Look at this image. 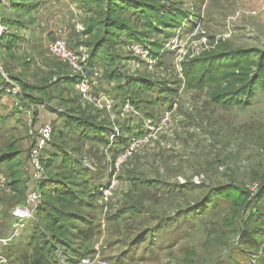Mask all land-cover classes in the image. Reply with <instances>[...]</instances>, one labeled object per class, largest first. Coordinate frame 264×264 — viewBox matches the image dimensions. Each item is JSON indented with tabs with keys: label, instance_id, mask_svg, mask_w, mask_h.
<instances>
[{
	"label": "rangeland",
	"instance_id": "obj_1",
	"mask_svg": "<svg viewBox=\"0 0 264 264\" xmlns=\"http://www.w3.org/2000/svg\"><path fill=\"white\" fill-rule=\"evenodd\" d=\"M13 1L0 0V72L18 88L0 99V159L16 143L26 188L19 198L1 162L0 264H20L31 240V219L15 227L12 211L25 203L36 134L46 123L56 134L45 152L63 149L92 172L94 200L86 196L79 209L56 204L94 227L75 264H264V91L247 107L221 106L211 90L185 89L180 65L217 39L264 50V0H40L29 13L35 0L22 11ZM124 1L189 18L167 40L152 36L165 40L155 58L129 40L127 27H116L118 19L142 28L135 7L109 13ZM57 39L87 52L90 95L80 92L70 63L49 53ZM101 94L110 109L96 102ZM3 108L11 109L7 117ZM56 168L45 176H57ZM233 186L251 193L247 205L227 196Z\"/></svg>",
	"mask_w": 264,
	"mask_h": 264
},
{
	"label": "trees",
	"instance_id": "obj_2",
	"mask_svg": "<svg viewBox=\"0 0 264 264\" xmlns=\"http://www.w3.org/2000/svg\"><path fill=\"white\" fill-rule=\"evenodd\" d=\"M32 1L25 0V2L18 3L14 0L11 5L22 11ZM39 1L35 0V3L25 13L37 8ZM113 3L114 5L110 4L109 8V13L112 15L130 7L138 10L139 20L142 22L141 30L125 26L118 19L115 20L116 27L119 29L127 27L129 40L144 45L150 55L155 58L165 51V40L170 36L167 34L181 28L189 18L188 13L181 10L172 11L163 6L146 3L135 5L132 1H124L122 6L118 2ZM155 34L166 38L165 40L161 38L154 40L152 36ZM191 54L193 52L186 55L180 63L185 89L211 90L210 98L214 103L225 107L241 108L251 104L257 90L264 91V50L234 48L227 40L217 39L211 41V48L199 54ZM90 57H94L93 53ZM177 91L168 90V94L175 95ZM14 113L20 114L16 110ZM80 127L84 129L85 126ZM1 157L0 163L3 162L7 168L11 189L19 198H23L26 187L21 150L14 143ZM43 161L46 171L57 167L56 170L61 174L58 173L57 176L47 174L46 180L40 185L45 205L40 206L31 218V240L27 247L28 250L26 248L17 261L20 264H75L77 258L88 252L84 244L92 239L94 227L80 214L62 213L56 204L66 202L68 207L79 209L80 205L88 203L84 202L86 196L94 200L95 196L91 194L94 186L89 177L92 172L84 166L81 160L75 159L63 149L47 150ZM215 192H219L217 188ZM233 192L234 195H227L232 201L238 200L244 205L250 202V192L234 186ZM74 221H82L87 224L88 228L82 230L74 224ZM76 240L83 244L75 246Z\"/></svg>",
	"mask_w": 264,
	"mask_h": 264
},
{
	"label": "built area",
	"instance_id": "obj_3",
	"mask_svg": "<svg viewBox=\"0 0 264 264\" xmlns=\"http://www.w3.org/2000/svg\"><path fill=\"white\" fill-rule=\"evenodd\" d=\"M48 49L49 53L52 56L65 59L70 63V65L77 72V74H79V81L77 83V87L79 88L80 92L85 95H90V90L93 84L89 79L90 77H88L90 76L89 72H91V70H89L88 67L89 56L88 54H86L87 52H82L80 54L79 52L75 51V49L71 48L69 44L63 39H57L51 42L48 46ZM95 74L97 75L98 73L95 72ZM5 90L9 93L16 94L18 88L17 86H15V84L12 83V81L7 78L6 74H2L0 72V91ZM96 102H98L102 108H111V101L104 94L98 95L96 97ZM53 134L54 126L51 123H46L45 125L41 126L37 131V145L32 152L31 158V163L34 167L35 175L32 176V184L26 194L25 203L16 206L12 211V215L15 219V227H19V224L21 222L33 218L36 210L40 206H42L44 199L43 194L40 190V185L46 180L47 177L45 176L43 154L45 150L49 147ZM17 233L18 231L16 229L15 234Z\"/></svg>",
	"mask_w": 264,
	"mask_h": 264
},
{
	"label": "crops",
	"instance_id": "obj_4",
	"mask_svg": "<svg viewBox=\"0 0 264 264\" xmlns=\"http://www.w3.org/2000/svg\"><path fill=\"white\" fill-rule=\"evenodd\" d=\"M37 1H38V0H37ZM38 8H39V7H38ZM12 45H16V42H13ZM0 93H1V94H0V97H1V98H0V99H3L2 97H3L4 93H5V91H0ZM7 99H8V98H7ZM16 100H17V98H16ZM33 102H35V104H36L37 101H33ZM37 103H38V102H37ZM3 107H4V106H3ZM1 108H2V107H0V109H1ZM10 110H11V109H8V108H7V109H4V108L2 109V111L5 112V113H6V112L9 113ZM0 112H1V110H0ZM7 113H6V114L3 113V114H1V115H5V116H6V115H8ZM13 114L15 115V118H17L16 120L18 121V120L20 119V118H19L20 116H18V114H17V113H14V112H13ZM12 117H13V116H12ZM48 117H49V116H48ZM26 118H27V117L25 116L24 119L26 120ZM13 119H14V118H13ZM24 119H23V120H24ZM51 119H53V117H52Z\"/></svg>",
	"mask_w": 264,
	"mask_h": 264
}]
</instances>
